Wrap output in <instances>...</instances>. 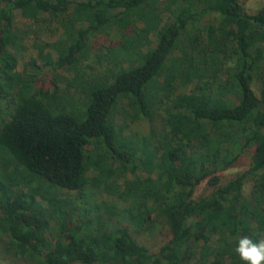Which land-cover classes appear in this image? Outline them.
<instances>
[{
    "label": "trees",
    "instance_id": "1",
    "mask_svg": "<svg viewBox=\"0 0 264 264\" xmlns=\"http://www.w3.org/2000/svg\"><path fill=\"white\" fill-rule=\"evenodd\" d=\"M16 11L69 19L43 67L80 71L90 40L115 32L109 62L96 56L73 91L37 88L9 52ZM0 99V245L16 263L243 264L238 238L264 239V5L0 0ZM140 121L148 133L124 137ZM246 152L249 169L219 185ZM203 182L213 191L196 197ZM157 227L156 254L131 235Z\"/></svg>",
    "mask_w": 264,
    "mask_h": 264
},
{
    "label": "rangeland",
    "instance_id": "2",
    "mask_svg": "<svg viewBox=\"0 0 264 264\" xmlns=\"http://www.w3.org/2000/svg\"><path fill=\"white\" fill-rule=\"evenodd\" d=\"M241 3L247 14H254L264 5V0H241ZM14 24L17 32H19L20 35H16V46L9 49V52L15 55L17 60V69L26 74H31L32 72L35 73L32 74V76L35 80L36 87L49 91L54 89V83L58 85L59 90L73 91L80 80L83 79L81 74H83V72H89L94 66L95 59H97L96 56L105 64L109 62V59L105 55L106 49L110 45H115L117 39L115 38L116 33L114 32L111 33L110 36L99 35L97 38L90 40L91 56L95 57V59L94 61L86 60L83 62V64H81L82 68L80 71L79 67L75 70L52 71V69L48 67H43L42 61L45 55L52 53L54 42L63 37V32L65 31L64 27H70L69 19L66 17V15L47 16L42 14L36 16L34 19L30 18L27 20L22 18L20 13L16 11L14 13ZM138 25L140 26L141 24ZM153 35L154 34H152L149 38L151 43L147 48H152L156 44L157 39ZM252 88L256 95H259L258 83H254ZM125 104V102L120 104L121 110L125 109ZM5 107L6 105L4 101L0 99V119L4 115L3 111ZM117 118L119 119L118 124H120L121 117L117 116ZM154 127L156 132L160 131L161 133L163 125L160 119L154 122ZM148 130L149 123L147 121H140L134 124L130 130H126L123 135H125L124 137H130L134 135L141 136L146 135ZM251 157V152H246L242 154L231 167L219 172V185H224L237 174L248 170L251 164ZM93 176L95 177V172L92 170L89 171L88 177ZM252 183V180H247L245 183L243 187L245 196H249L252 190ZM211 191H213V187L207 182H203L197 188L195 196H207L211 193ZM96 197L100 198L98 201H101V199L105 198L104 196H100V194L98 196V192L96 193ZM103 202H108V199ZM105 205L108 206V204ZM108 210L109 209L106 207V210L102 209L101 212L108 214ZM120 222L122 225H127L125 220H121ZM131 235L135 240H137V242L145 245L154 254L158 253L161 247L168 240L163 227H157L153 232V235H151L149 232H146L145 234L138 233L137 235L133 231ZM5 252L6 251H3L0 245V264H27L16 263L14 259L7 258V254Z\"/></svg>",
    "mask_w": 264,
    "mask_h": 264
},
{
    "label": "clouds",
    "instance_id": "3",
    "mask_svg": "<svg viewBox=\"0 0 264 264\" xmlns=\"http://www.w3.org/2000/svg\"><path fill=\"white\" fill-rule=\"evenodd\" d=\"M234 251L243 264H264V239L254 241L248 236H241Z\"/></svg>",
    "mask_w": 264,
    "mask_h": 264
}]
</instances>
